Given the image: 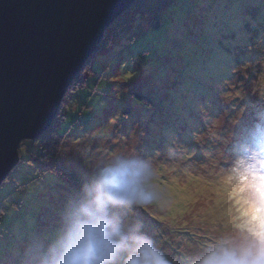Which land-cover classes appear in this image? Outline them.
Wrapping results in <instances>:
<instances>
[{
    "label": "rangeland",
    "instance_id": "obj_1",
    "mask_svg": "<svg viewBox=\"0 0 264 264\" xmlns=\"http://www.w3.org/2000/svg\"><path fill=\"white\" fill-rule=\"evenodd\" d=\"M139 12L126 13L128 26L100 45L93 75L84 70L87 86L64 97L54 165L86 179L88 165L114 153L150 160L162 201L126 214L143 221L172 264H191L210 236L241 226L247 210V185L225 178L222 165L231 138L264 108V0H173L159 30L143 26L131 41ZM134 90L152 107L130 100ZM23 143L0 187V264L18 259L23 235L53 231L77 193L55 174H39L31 163L37 143Z\"/></svg>",
    "mask_w": 264,
    "mask_h": 264
},
{
    "label": "clouds",
    "instance_id": "obj_2",
    "mask_svg": "<svg viewBox=\"0 0 264 264\" xmlns=\"http://www.w3.org/2000/svg\"><path fill=\"white\" fill-rule=\"evenodd\" d=\"M228 145L225 178L248 181L241 226L210 236L191 264H264V108ZM153 163L135 153H114L87 166L86 179L68 198L50 233L21 237L16 264H172L139 217L126 210L162 201ZM255 177V178H254ZM259 189V190H258Z\"/></svg>",
    "mask_w": 264,
    "mask_h": 264
},
{
    "label": "water",
    "instance_id": "obj_3",
    "mask_svg": "<svg viewBox=\"0 0 264 264\" xmlns=\"http://www.w3.org/2000/svg\"><path fill=\"white\" fill-rule=\"evenodd\" d=\"M138 0H0V187L42 137L107 29Z\"/></svg>",
    "mask_w": 264,
    "mask_h": 264
},
{
    "label": "trees",
    "instance_id": "obj_4",
    "mask_svg": "<svg viewBox=\"0 0 264 264\" xmlns=\"http://www.w3.org/2000/svg\"><path fill=\"white\" fill-rule=\"evenodd\" d=\"M172 5H173V0H138V1H136L123 15H121L117 20H115V22L107 29V31L104 35V39L99 44L98 49L101 47L104 48L106 46L107 39L109 38V35H111V33H115V34H112L113 35L112 37H114L115 35H118L119 33H121L124 30V28H126V26H128V24L130 22L129 23L127 22L126 13H128L129 11H131V12L132 11H141V12H139L141 17L139 18L140 19L139 22L136 24L135 32L130 36L131 41H133V40H136V38H138L139 36H142L143 34H145V32L142 29L143 26H145V27L149 26L148 28L151 31L152 30H159L161 28V20H162L163 15L165 14V12L167 10H169L172 7ZM142 11L145 12V14L143 16L141 14ZM258 26H261V22L256 23L255 25H253L251 27H254V29H257ZM249 31H251V29L247 28V33ZM242 42H244V40H242ZM100 45H101V47H100ZM237 48H238V50L242 49L240 44L237 46ZM98 49L96 50V52L98 51ZM95 57L96 56L94 54L86 62V64L84 65L83 70L81 71L80 75L71 84L70 88L68 89V92L66 93L65 98H67L68 93H70V92L75 93L76 91L84 89L87 86V80L88 79H86L84 81V76H85L84 70L86 67H89V70H90L89 73L90 74L92 73V75H93L92 70H93V62L95 60ZM234 64L237 65L236 62H234ZM78 83L81 86H78L77 85ZM75 85H77V86L75 87ZM129 98H130V100H132L133 102H135L139 106H142L145 108L146 107L150 108L153 105V100H151L150 97H148V95L146 93H143L141 91L134 90V91L130 92ZM69 99H71V96ZM62 105H64V101H62V103H61L59 112H61ZM58 115H59V113H58ZM57 118H58V116H57ZM56 119H55L54 123L52 124L51 128L42 137H40L36 141L31 142L32 144L37 143L38 150L40 151L39 154L36 155L37 159H34V161L31 160V163H33L35 170L37 172H40L39 174H41V173H43V174L53 173L59 179H61V181L68 184L69 186L74 188L76 192H78L80 183L84 179L73 174V173L64 174L62 170L58 169L56 167V165H54V162H56V159L58 157V155H57L58 154L57 153L58 152V147H57L58 142H56V141L59 140V138H60V135L57 133V131H55V132L53 131L54 125L57 123ZM22 144H24V143L23 142L21 143L19 153L21 151ZM41 150H43L44 152L42 153ZM26 154L27 155L29 154L27 150H26ZM28 158H27V160H28ZM28 161H30V160H28ZM40 161H41V163H40ZM43 161L49 163L50 165H48L46 167L44 165ZM3 215H4V208H3L2 203L0 202V219L3 217ZM3 259H5V256L0 258V260H3ZM16 261H17V259H15V261H13L12 264H16ZM5 262L6 263H2V264H9L6 260H5Z\"/></svg>",
    "mask_w": 264,
    "mask_h": 264
},
{
    "label": "snow or ice",
    "instance_id": "obj_5",
    "mask_svg": "<svg viewBox=\"0 0 264 264\" xmlns=\"http://www.w3.org/2000/svg\"><path fill=\"white\" fill-rule=\"evenodd\" d=\"M254 178H255V177H254ZM262 179H264V178H262ZM240 180H241L242 183H247V181H248V177H247V176H242V177L240 178ZM258 190H259V189H258ZM261 195L264 196V192H261Z\"/></svg>",
    "mask_w": 264,
    "mask_h": 264
}]
</instances>
